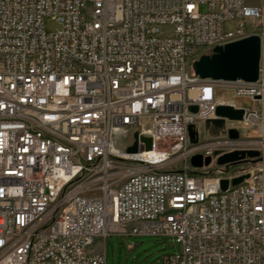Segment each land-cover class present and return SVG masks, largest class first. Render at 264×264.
<instances>
[{
    "label": "built area",
    "instance_id": "obj_1",
    "mask_svg": "<svg viewBox=\"0 0 264 264\" xmlns=\"http://www.w3.org/2000/svg\"><path fill=\"white\" fill-rule=\"evenodd\" d=\"M249 1L0 0V264H107L101 243L119 230L180 245L152 264H264V70L247 82L192 67L251 35L264 58V0ZM48 18L62 28L48 32ZM221 88L253 106L191 144L218 106L240 108ZM255 126L256 140L229 136ZM135 132L153 148L118 145ZM245 149L260 152L249 169L218 165ZM240 176L236 192L222 188Z\"/></svg>",
    "mask_w": 264,
    "mask_h": 264
},
{
    "label": "water",
    "instance_id": "obj_2",
    "mask_svg": "<svg viewBox=\"0 0 264 264\" xmlns=\"http://www.w3.org/2000/svg\"><path fill=\"white\" fill-rule=\"evenodd\" d=\"M195 74L201 78H211L213 80L236 81L244 80L247 82H256L260 78L261 71L264 70V58L262 56L261 40L257 35H251L244 39L228 43L224 46H217L213 53L203 54L192 64ZM192 111H197V107L192 106ZM245 111L242 108L233 106H218L217 115L219 119H212L207 122V127L214 126L217 130L225 126V118L230 120H243ZM219 132V131H218ZM229 136L233 139L240 137V132L236 129L229 130ZM190 137L196 141L198 133L192 126L190 128ZM145 143V149L153 148L152 138L140 136L139 132L134 133V142L127 147L128 153H137L139 150V141ZM215 154H219L217 151ZM260 152L253 149L235 150L221 155L217 161L220 166H229L230 164L252 162L260 160ZM211 157L203 158L202 155H195L191 158V164L197 168L209 165ZM245 176L237 177L233 184L237 185L244 180ZM222 188L226 189L229 185L227 179L222 180Z\"/></svg>",
    "mask_w": 264,
    "mask_h": 264
},
{
    "label": "rangeland",
    "instance_id": "obj_3",
    "mask_svg": "<svg viewBox=\"0 0 264 264\" xmlns=\"http://www.w3.org/2000/svg\"><path fill=\"white\" fill-rule=\"evenodd\" d=\"M250 3H256V0H250ZM209 7L202 5L200 7L201 12H207ZM62 25L59 21L48 18L46 20V29L48 32L59 31ZM165 32L172 31V28H164ZM217 97L220 100L227 102H234L237 107L246 108L252 107L254 101L248 97L237 96L232 89L221 88L218 90ZM259 133V127H252L250 129L241 128L240 140L241 142H250L256 140ZM220 133L214 127H207L206 124L201 125V134L198 135L196 141H190L191 144L198 142L205 143L210 142L217 137ZM130 142H134L133 139L127 137L118 142V145L123 147L124 144L132 145ZM128 146V147H129ZM173 165V168L182 169L184 161H180L178 156ZM250 162H242L236 164H230L226 168L229 169V173L242 172L245 169L250 168ZM193 167H195L192 164ZM229 167V168H228ZM197 172L206 175H215V172L211 168H201ZM101 249L106 255L107 264H152L155 262H161L165 255L180 251V245L175 241H170L169 238L156 237V236H132L125 238L124 236H109L107 239H103L101 243Z\"/></svg>",
    "mask_w": 264,
    "mask_h": 264
},
{
    "label": "bare ground",
    "instance_id": "obj_4",
    "mask_svg": "<svg viewBox=\"0 0 264 264\" xmlns=\"http://www.w3.org/2000/svg\"><path fill=\"white\" fill-rule=\"evenodd\" d=\"M119 119H122V125H131V112H119ZM236 186H242V182L237 185L229 184L228 192H236ZM119 235L129 237V230H119Z\"/></svg>",
    "mask_w": 264,
    "mask_h": 264
}]
</instances>
